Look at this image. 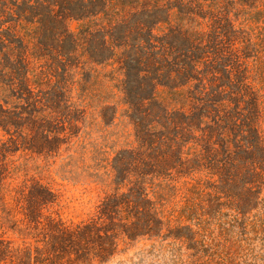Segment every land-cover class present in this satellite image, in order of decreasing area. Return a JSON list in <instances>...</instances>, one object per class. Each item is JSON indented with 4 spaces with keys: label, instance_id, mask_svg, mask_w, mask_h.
I'll return each instance as SVG.
<instances>
[{
    "label": "rangeland",
    "instance_id": "obj_1",
    "mask_svg": "<svg viewBox=\"0 0 264 264\" xmlns=\"http://www.w3.org/2000/svg\"><path fill=\"white\" fill-rule=\"evenodd\" d=\"M170 1L156 33L197 38L206 111L187 101L199 81L175 100L159 86L149 115L133 111L117 63L80 49L65 67L25 0H0V264H264V0ZM84 24L66 21L79 37ZM25 49L41 102L12 85Z\"/></svg>",
    "mask_w": 264,
    "mask_h": 264
},
{
    "label": "trees",
    "instance_id": "obj_2",
    "mask_svg": "<svg viewBox=\"0 0 264 264\" xmlns=\"http://www.w3.org/2000/svg\"><path fill=\"white\" fill-rule=\"evenodd\" d=\"M114 1L25 0V3L31 11L36 12L34 18L39 17L40 19L38 21L42 25L40 32L43 40L40 45L49 55H55L59 62L67 57L66 63L68 64L65 63V67H68L69 61L80 49H84L85 52L82 56L88 55L93 64L110 66L117 63L120 69L125 70L124 93L126 102L133 111L143 116L149 115H146V111H149L150 108H145V104L155 98L159 86L170 89L171 95H173L171 99L175 100V97L182 95L184 87L190 86L195 81L200 82L199 85H196V91L200 90L195 92L193 96H188L187 101L193 102L196 105L193 108L196 109L199 106L197 104H201V109L206 111L207 106L211 104L210 98L213 94L207 92V87L204 85V76L207 71L199 70V60L203 58H195V52L201 48L196 46L197 38L189 30L183 28H172L163 36L156 33L161 25L170 23L173 15L171 11L177 7H174L170 0H116L117 2L113 3ZM180 1V6L188 9L194 3H197L198 7H203L206 2H210L214 6L219 5L221 0ZM124 11L129 12L122 15ZM104 19H108L106 25H103ZM67 20L85 22L80 37L69 32L66 25ZM91 23H94L93 26L89 25ZM63 45L69 48V51L63 52ZM26 52L27 49L19 51L17 55L16 69H14L15 72H12V76H15L13 80L17 82H12V85L16 83L14 90L18 89V93L29 95L30 100H34V102H41L44 99L40 98L30 85ZM92 53L95 57L91 56ZM210 53V51L205 52V54ZM207 64L208 60L205 61V65ZM24 68L27 70L22 73ZM212 73L217 74L216 71ZM180 79H182L181 82ZM163 80H167V83ZM150 87V96L141 97V94H144L145 90ZM49 96L50 94L47 92L45 97L48 98ZM143 109L145 110L143 111ZM185 118L189 120L188 123H182L187 125H185L186 129L193 125L192 122L196 119V115L195 113L190 116L185 115ZM171 123L178 130L180 125L173 117ZM237 125L235 123V126ZM136 127H139L142 132L145 131V127L141 128L138 123H136ZM249 130L251 132L252 127ZM147 135L149 137L155 136L148 132ZM202 135L201 140L206 139L210 150L213 151L216 143H212L214 142L212 137L208 138V134ZM161 136L164 138L165 135L162 134ZM257 138L260 139V136ZM195 139L197 138L187 137L183 142L187 144ZM154 144L156 143H152L151 146L153 147ZM128 204L132 205V201L129 200ZM115 206L118 209V205L115 204ZM63 228L65 229V227L58 228L63 235L68 234L72 238L79 235V227L76 230L77 235L69 232V230H63Z\"/></svg>",
    "mask_w": 264,
    "mask_h": 264
}]
</instances>
